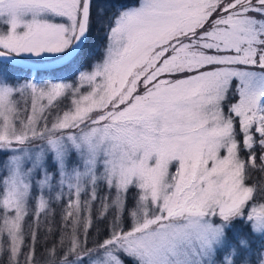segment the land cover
<instances>
[{"label":"snow or ice","instance_id":"snow-or-ice-1","mask_svg":"<svg viewBox=\"0 0 264 264\" xmlns=\"http://www.w3.org/2000/svg\"><path fill=\"white\" fill-rule=\"evenodd\" d=\"M254 172L264 0H0V264H264Z\"/></svg>","mask_w":264,"mask_h":264},{"label":"rangeland","instance_id":"rangeland-1","mask_svg":"<svg viewBox=\"0 0 264 264\" xmlns=\"http://www.w3.org/2000/svg\"><path fill=\"white\" fill-rule=\"evenodd\" d=\"M93 43V42H92ZM92 43H91V46H92ZM89 47L88 48V50H87V52H90V51H92L94 48H92V47ZM86 52V51H85ZM86 52V53H87ZM86 53H84V56H85V54ZM97 55H98V53H97ZM90 57H88V59H89ZM85 65V67H87V63H85L84 64ZM73 77H70V79H72ZM171 171H175V167H173L172 169H171ZM93 212H94V214H93V228L92 229H90V232L92 233V235L93 236H95V235H97V231L99 232V233H103L104 231H105V229H106V227H107V225H108V222L110 221V217H109V219L108 220H97V218H96V216H95V206H94V209H93ZM43 222H44V218L43 217H41V226H40V231H38V233H37V235H38V243H37V253H38V255H40V254H42L43 253V251H44V248L45 247H52V245L55 243V242H57L58 240H59V229H60V227H61V224L60 225H55V223H59L58 222V220L55 222V221H52L53 222V224H48V225H44L43 224ZM50 227L51 229H52V232H50V233H45L44 231H43V229L45 228V227ZM53 232H55V234H54V236H56V237H49V234H51V233H53ZM48 236V242H45L46 241V237ZM58 236V237H57ZM51 238V239H50ZM44 239V240H43ZM42 245H41V244Z\"/></svg>","mask_w":264,"mask_h":264},{"label":"trees","instance_id":"trees-1","mask_svg":"<svg viewBox=\"0 0 264 264\" xmlns=\"http://www.w3.org/2000/svg\"><path fill=\"white\" fill-rule=\"evenodd\" d=\"M96 2L98 4L99 3H103V0H96ZM91 43H92V46H91ZM104 43H105V37H104V33H103L102 29H100V27L98 25L93 26V28L91 29V33H90V36H89L88 43L86 45L85 51L87 52V50H88V48L90 46L95 49L97 47H101ZM88 57H89V52H87L85 54V56L83 58V61H82L83 64H85V63L89 64L90 58L88 59ZM253 180H254V182L264 181V173L254 172L253 173ZM57 220H58L59 223H55V225H60L61 224V220H60L59 215H57L55 217V220L54 221L56 222ZM43 224L45 225V222H43ZM51 224H53V222H51ZM54 234H55V232L49 234V237H56V236H54ZM45 242H48V236L46 237V241Z\"/></svg>","mask_w":264,"mask_h":264}]
</instances>
